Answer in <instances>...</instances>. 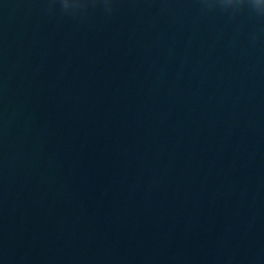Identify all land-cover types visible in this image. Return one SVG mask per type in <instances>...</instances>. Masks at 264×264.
<instances>
[{
	"label": "water",
	"instance_id": "95a60500",
	"mask_svg": "<svg viewBox=\"0 0 264 264\" xmlns=\"http://www.w3.org/2000/svg\"><path fill=\"white\" fill-rule=\"evenodd\" d=\"M0 0V264H264V0Z\"/></svg>",
	"mask_w": 264,
	"mask_h": 264
},
{
	"label": "clouds",
	"instance_id": "9594fccd",
	"mask_svg": "<svg viewBox=\"0 0 264 264\" xmlns=\"http://www.w3.org/2000/svg\"><path fill=\"white\" fill-rule=\"evenodd\" d=\"M63 8L65 9L64 6V0H61ZM107 3V0H105ZM204 3L208 4L209 7L213 6L212 0H203ZM217 3L221 5L223 8L231 7V4L226 2V0H216ZM87 0H76L77 8H83L86 7ZM245 3V0H235V4L237 6H242ZM66 10V9H65Z\"/></svg>",
	"mask_w": 264,
	"mask_h": 264
}]
</instances>
